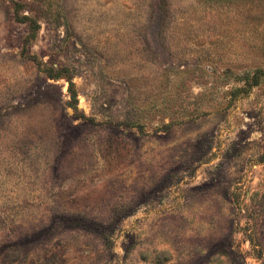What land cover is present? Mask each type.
Here are the masks:
<instances>
[{"label":"rangeland","instance_id":"374dc122","mask_svg":"<svg viewBox=\"0 0 264 264\" xmlns=\"http://www.w3.org/2000/svg\"><path fill=\"white\" fill-rule=\"evenodd\" d=\"M0 264H264V0H0Z\"/></svg>","mask_w":264,"mask_h":264},{"label":"trees","instance_id":"16d2710c","mask_svg":"<svg viewBox=\"0 0 264 264\" xmlns=\"http://www.w3.org/2000/svg\"><path fill=\"white\" fill-rule=\"evenodd\" d=\"M50 77H52L53 79H56V78H58L59 76H53V75H52V76H50ZM71 85H72V84H71ZM71 95H72V100H73V101H76V100H77L76 93L72 91V94H71ZM72 106H73V104H71V107H72ZM75 108H76V107H75Z\"/></svg>","mask_w":264,"mask_h":264}]
</instances>
